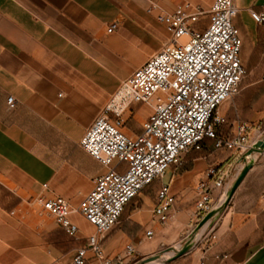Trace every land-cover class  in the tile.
<instances>
[{"label": "crops", "instance_id": "obj_1", "mask_svg": "<svg viewBox=\"0 0 264 264\" xmlns=\"http://www.w3.org/2000/svg\"><path fill=\"white\" fill-rule=\"evenodd\" d=\"M151 1L0 0V264H70L94 233L79 209L94 189V180L107 169L81 149L80 142L121 83L170 39L167 25L157 20L158 11L150 10ZM214 2L158 4L172 14L185 4L208 12ZM234 6L241 62L251 84L234 103L233 113L241 122L260 125L264 26L252 19L251 12H263L264 0H234ZM112 25L116 29L109 32ZM207 25L204 16L198 28ZM10 96L17 101L14 109L7 105ZM228 110L224 108L223 114ZM152 114L148 105H131L122 116L124 133L131 138L140 135ZM205 142L204 151H192L177 173L172 170L173 176L192 174V178L175 191L169 183L177 200L170 221L160 224L153 218L156 194L168 184L166 175L160 185L155 182L125 208L119 225L103 243L106 258L124 259L130 246L136 253L125 260L129 263L155 254L163 245L183 244L189 231L197 230V189L207 169L228 158L227 153L212 150V141ZM263 191L264 167L255 165L229 211L222 218L219 212L198 234L210 235L202 243L190 240L193 248L185 255V264H264ZM141 196L153 203L146 210L148 219L143 217ZM55 198L69 204L76 237L44 209L41 200ZM148 230L153 231L151 239L145 237Z\"/></svg>", "mask_w": 264, "mask_h": 264}, {"label": "built area", "instance_id": "obj_2", "mask_svg": "<svg viewBox=\"0 0 264 264\" xmlns=\"http://www.w3.org/2000/svg\"><path fill=\"white\" fill-rule=\"evenodd\" d=\"M159 1H151L150 10L158 11L157 20L167 25L170 39L121 83L80 142L81 149L107 172L94 180V189L79 209L95 230L70 264H129L125 260L135 255L133 247H127L125 258L119 260L106 258L102 249L125 208L148 187L162 181L168 170L175 173L186 155L201 152L202 144L209 140L213 151L227 153L228 158L210 166L197 189L194 206L200 223L224 206L247 153L264 143V121L260 125L235 121L230 133L223 131L229 123L220 109L240 94L248 76L241 62L242 40L234 24L238 13L234 0H215L208 12L185 4L172 14H167ZM204 16L208 25L200 29ZM251 17L264 26V11L251 12ZM115 29L112 25L109 32ZM133 104L148 105L153 114L143 124L142 133L131 138L123 131L122 116ZM7 105L14 109L16 99L8 97ZM253 157L255 165L264 167V148ZM41 203L59 227L76 237L78 229L69 219L72 211L67 201L55 198ZM176 204L170 185L162 184L156 194L154 221L167 224ZM145 237L153 238V231H146Z\"/></svg>", "mask_w": 264, "mask_h": 264}, {"label": "rangeland", "instance_id": "obj_3", "mask_svg": "<svg viewBox=\"0 0 264 264\" xmlns=\"http://www.w3.org/2000/svg\"><path fill=\"white\" fill-rule=\"evenodd\" d=\"M250 84H251V82H250V78H249V74H248V76L244 79V81L242 83L241 93L238 96H236L233 100L225 103L224 106L221 107V109H220V114H222V115H224L226 117L229 116V125L225 128V132L226 133H230V131L232 129V124H233L234 121L242 120L241 117H239V115H235L233 113V105H234V103H236V101H238V99L241 98V96H243V91L245 89H247L250 86ZM224 108H229L228 115L227 114H223ZM262 123L263 122H261V124ZM253 125H255V124H253ZM182 166L179 167L175 172L177 173L178 170L182 168ZM173 175H174V173H173V171L171 169L167 171L168 178L166 180V183L169 184L171 182V185H172V188H173L174 191L177 189V186L181 188V186L189 184V182L191 181V178H192V174H185L182 177H178V176L176 177V176H173ZM171 178H172V180H171ZM157 184L160 185L161 181H158ZM141 199H142L143 217L145 219H148V218H150V215H149V213L146 210L150 209L153 206V203H152L151 199L149 197H147V196H141ZM194 205H195V201H194ZM231 207H232V201L230 203H226L220 209L219 218H222V216L225 213H227ZM189 232L190 233L185 236L183 244H180V243L176 242L174 244L172 243L170 246H164L163 245L158 251H156L155 254L151 255V256H154V255H158V254L162 253V258L160 260L161 262L159 261L157 264H185L186 263L185 261H186L187 257L183 256V257H181L179 259L170 260L171 257H173L175 254H173L170 258H166L165 254H169L170 252L165 253V251L168 248H172V247L173 248H177V250H180V249H182L185 246V242L190 241L191 239H198L197 241L198 242L200 241V243H202L205 240V235L201 236L202 234H200V236H198L199 231L196 230V227H194L193 230H190ZM206 236H207V234H206ZM151 256L144 257V258H141V259L139 257H137L134 260H131L129 262V264H141V262L144 259L149 258Z\"/></svg>", "mask_w": 264, "mask_h": 264}, {"label": "water", "instance_id": "obj_4", "mask_svg": "<svg viewBox=\"0 0 264 264\" xmlns=\"http://www.w3.org/2000/svg\"><path fill=\"white\" fill-rule=\"evenodd\" d=\"M264 148V143H258L250 152L247 153L246 157L244 158L245 165L243 169L241 170L240 174L236 178V180L233 182L231 187L229 188L227 192V199L226 203H230L232 199L234 198V195L236 194L237 190L245 180L248 173L254 168L255 165V159L254 155L258 154L260 152V149ZM224 204V205H225ZM220 212V209L215 210L208 215H206L202 221L197 226V231L202 230L207 224H209ZM193 248L192 241L188 242L182 249L177 250L176 248H168L165 253L173 252L175 255L171 257L170 260L179 259L185 255H187ZM162 258V253L158 255L151 256L149 258L144 259L141 264H149L150 262H156L160 261Z\"/></svg>", "mask_w": 264, "mask_h": 264}, {"label": "bare ground", "instance_id": "obj_5", "mask_svg": "<svg viewBox=\"0 0 264 264\" xmlns=\"http://www.w3.org/2000/svg\"><path fill=\"white\" fill-rule=\"evenodd\" d=\"M224 200V199H223ZM177 249V248H176ZM174 253L173 252H170L169 254H165V257L166 258H170ZM159 261H156V262H150L149 264H157ZM161 262V261H160Z\"/></svg>", "mask_w": 264, "mask_h": 264}, {"label": "trees", "instance_id": "obj_6", "mask_svg": "<svg viewBox=\"0 0 264 264\" xmlns=\"http://www.w3.org/2000/svg\"><path fill=\"white\" fill-rule=\"evenodd\" d=\"M206 145H207V143H206V142H204V143L202 144V147H203V150H202V151H204V150H205V148H206Z\"/></svg>", "mask_w": 264, "mask_h": 264}]
</instances>
